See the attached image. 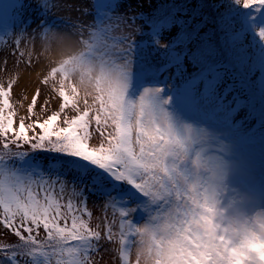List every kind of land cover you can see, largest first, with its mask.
<instances>
[{
  "label": "snow or ice",
  "instance_id": "1",
  "mask_svg": "<svg viewBox=\"0 0 264 264\" xmlns=\"http://www.w3.org/2000/svg\"><path fill=\"white\" fill-rule=\"evenodd\" d=\"M28 6L26 0L10 5L16 28L0 25V45L10 37L12 55L29 66L36 43L48 45L46 52L58 58L40 80L51 92L41 112L57 97L61 102L41 118L34 111L41 95L36 89L27 108L28 118H36L26 124L21 117L17 130V81L0 83V227L17 238L0 242V264H101L109 252L118 264H235L225 256L223 238L216 242L212 214L264 209V152L257 180L253 139L231 119L257 69L261 76L248 107L258 114L264 145V0H228L229 15L217 22L223 42L213 41L211 30L201 35L209 17L195 22L199 7L187 19L175 16L186 9L173 8L151 21L148 40L137 42L135 16H97L94 25L70 24L72 31L57 34L45 17L70 5L35 0L41 17L35 28ZM125 24L130 34H112ZM173 24L181 32L163 44ZM241 37L250 56L236 51ZM160 48L165 63L157 67L150 58ZM185 58L199 69L190 77L184 76ZM173 66L183 87L159 86L158 74ZM95 133L97 143H90ZM89 197L103 200L105 215L94 225Z\"/></svg>",
  "mask_w": 264,
  "mask_h": 264
},
{
  "label": "rangeland",
  "instance_id": "2",
  "mask_svg": "<svg viewBox=\"0 0 264 264\" xmlns=\"http://www.w3.org/2000/svg\"><path fill=\"white\" fill-rule=\"evenodd\" d=\"M158 1L159 0H110L105 4L102 2V0H60L62 5H70L71 7H62L59 11L49 14L47 17H45V19L49 25H55V29H53L54 32L59 30L57 34H61L72 31L69 28L70 24L94 25L97 22V16L107 15L108 17H111L113 21H115V18L117 17L127 18L135 16V26L139 29V31L135 32L133 39L137 42H141L148 40L147 34L150 32L148 12L154 10L153 8H155V5ZM215 1L217 0H213V2ZM13 2L14 0H0V25L8 23L11 26L10 30L14 32L16 28V26L13 25L14 13L10 7ZM26 3L29 5L26 10V16L31 21H33L32 27L35 28L36 23L41 19L40 10L35 6V0H26ZM5 5H9L6 11L4 8ZM106 5H110L111 7H105ZM179 30V25L173 24L170 26L163 34L164 38L162 39V43L168 44L170 40L179 35ZM29 31H31V29H29ZM132 31L133 29L125 24L122 25L118 30L114 29L112 34L118 37L121 35H128ZM9 38L10 37L5 36V44L0 45V83L7 84L10 78L16 79L17 81L12 91V103L15 105L17 111V115L14 118V128L18 130L21 117L25 118L26 124L31 123L32 120H35L36 118L33 116L31 119H29L27 113V108L36 89L39 88L41 90V95L34 110L36 115L40 116L41 118H46L47 115L58 110V106L61 101L57 97V99L52 100L47 112H41V106L44 104L45 99H49L51 97V92L48 87L44 86L40 82V80L46 74L49 61L57 59L58 56L55 52H46L48 45H44L42 42H37L34 49H32L31 66L26 63H18L16 57L12 55L14 50L10 45L7 44V40ZM149 51H152V49H149ZM5 57L7 58L6 63ZM150 59L151 63L157 67L165 63V61H159L157 59L156 61H153L152 57ZM183 64L185 69L184 76H191L192 68L194 69V67L186 62V58L183 60ZM29 79H33L34 84L31 85ZM182 83V77L177 73L174 66L158 74V84L161 87H165V85H167V89H170L173 85L181 87ZM240 98L245 103L241 106V109L237 113L233 114L231 119L234 122H240L237 124L240 131H242L241 129H248L249 132L250 129L249 134H251L253 138L258 137L257 133L259 134L260 138L261 129L258 130L260 123L256 122V120H258L257 117L251 116L252 114H250V108L248 107L249 95L242 91L240 93ZM185 104L189 106L190 113L196 115V113L192 112L191 110V101L189 98H185ZM65 111L69 116L75 115V113H73L70 109H66ZM217 127H220L226 133L227 130L223 129L222 125H217ZM37 131H39V129H37ZM28 135H32L30 130L28 131ZM98 135V133H95L90 143H97ZM8 139H12L11 133H9ZM2 140L3 139L0 138V146H2ZM252 145H255L254 141ZM261 147L262 145L259 146V150H261ZM251 158L255 165V173L261 175V172L258 170L257 163H259L262 159L260 160V158L257 157ZM259 179L261 178H257V180ZM102 205L103 200L96 197H89L88 207L93 213V225L98 222L97 217L103 218L105 215ZM108 215L111 216V210L108 211ZM40 234H43L42 229L40 230ZM0 242L14 244L17 242V238L8 230L0 227ZM104 247H109V245L105 243ZM101 264H118V257L114 256L110 252L103 253Z\"/></svg>",
  "mask_w": 264,
  "mask_h": 264
},
{
  "label": "trees",
  "instance_id": "3",
  "mask_svg": "<svg viewBox=\"0 0 264 264\" xmlns=\"http://www.w3.org/2000/svg\"><path fill=\"white\" fill-rule=\"evenodd\" d=\"M108 1L110 0H102L103 3H108ZM227 2L228 0H217L215 2H213V0H164V1H158L157 4L155 5V8H153L154 10H152L151 12H148V22H149V26H150V30H151V21L152 20H156V19H161L163 17H165L166 15H168L173 8H180V9H186V11H179L176 12L175 16L176 19H187L190 15H191V11L192 9H196L199 7V11H200V16L197 17L195 22H199L200 19H202L204 16L209 17V20L207 22V24L205 25V27L203 29H201V35H203L205 32H208L211 30V32L213 33V41L215 40H220L221 42H223L224 40V36H223V32L217 27V22L219 21L221 16L227 17L229 15V12L227 10ZM202 5V7H201ZM3 25V24H1ZM233 27L238 28L239 25L238 23L235 24ZM167 29L164 30L163 34L165 33ZM181 32V29L179 30V34ZM162 34V35H163ZM241 40L243 41V47H239L238 44L236 46V51L238 53H240L241 55H244L245 57L250 56L252 49L249 48L247 39H245L244 37H241ZM169 43V42H168ZM189 47H192L191 44H189ZM165 49L164 48H160L159 52H157L153 57L152 60L156 61H164L161 56L160 53L164 52ZM177 52L181 51V48L178 46L176 48ZM159 55V56H158ZM224 55L226 57H232L233 53L230 51H226L224 53ZM157 57V58H156ZM186 62L190 65H192L194 67V69L192 68V74H194L195 72H197L199 69L197 66L194 65L193 62L189 61L186 58ZM261 76V73L257 70V69H253L252 72L249 74V82L252 85V88L248 91H244L247 95H249V91H256L258 88V81L259 78ZM190 77V76H188ZM183 87V83L181 88ZM257 108H259V105H256ZM252 117H257L258 118V114L257 115H251ZM256 122H259V118L258 120H256ZM250 126V125H249ZM261 124H259V129H261ZM249 128V127H248ZM243 133L246 132L247 136L252 137L255 145H252V151H251V157L255 158H260V160L262 159V152H264V145L261 144V137L259 138V134L257 133L258 137L257 138H253V136H251V134H249L248 129H241ZM219 134V133H217ZM2 146H0V150H2L3 148V140L1 141ZM261 150H259V146H261ZM12 150L15 151L16 148L14 145L11 146ZM21 150H29L27 145H23ZM261 151V152H260ZM262 161V160H261ZM261 161L259 163H257L258 165V170L261 172ZM256 174V178H261V175ZM27 235V234H26ZM44 236L43 234H40V238H42ZM15 244V243H14Z\"/></svg>",
  "mask_w": 264,
  "mask_h": 264
},
{
  "label": "clouds",
  "instance_id": "4",
  "mask_svg": "<svg viewBox=\"0 0 264 264\" xmlns=\"http://www.w3.org/2000/svg\"><path fill=\"white\" fill-rule=\"evenodd\" d=\"M216 242L235 264H264V209L234 214L220 209L212 214Z\"/></svg>",
  "mask_w": 264,
  "mask_h": 264
},
{
  "label": "bare ground",
  "instance_id": "5",
  "mask_svg": "<svg viewBox=\"0 0 264 264\" xmlns=\"http://www.w3.org/2000/svg\"><path fill=\"white\" fill-rule=\"evenodd\" d=\"M29 82L31 83V85L34 84V80L33 79H29Z\"/></svg>",
  "mask_w": 264,
  "mask_h": 264
}]
</instances>
